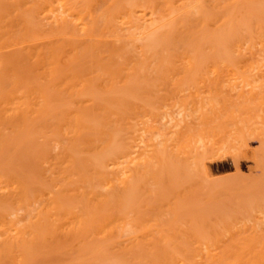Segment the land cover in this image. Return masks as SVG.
Returning <instances> with one entry per match:
<instances>
[{"label": "bare ground", "instance_id": "6f19581e", "mask_svg": "<svg viewBox=\"0 0 264 264\" xmlns=\"http://www.w3.org/2000/svg\"><path fill=\"white\" fill-rule=\"evenodd\" d=\"M36 1L15 23H0V264H36L62 239L86 264L107 251L112 258L115 247L123 264L135 253L138 264H264V62L253 61L264 51L256 49L264 46L261 23L255 42L242 31L252 30L250 12L243 22L234 12L221 16L243 36L223 34L210 30L202 0H183L180 10L172 0L163 9L153 0H113L103 10L94 0ZM237 3V12L249 6ZM148 72L149 106L91 94L97 84L109 94L136 89ZM250 146L255 167L243 159ZM23 147V156L4 161L3 152ZM89 147L99 151L86 155V168L76 153ZM221 157L232 172L215 175L209 163ZM74 195L83 203L75 206ZM215 206L220 221L208 213ZM244 216L255 221L249 231Z\"/></svg>", "mask_w": 264, "mask_h": 264}, {"label": "rangeland", "instance_id": "374dc122", "mask_svg": "<svg viewBox=\"0 0 264 264\" xmlns=\"http://www.w3.org/2000/svg\"><path fill=\"white\" fill-rule=\"evenodd\" d=\"M35 1H36V0H0V23H4V22H5V23H6V22H7V23H15V22L17 21V19L20 18V16H21L22 14H26V13L29 11L30 7H31V8L33 7V6H32V5H33L32 3H33V2L35 3ZM37 1H40V0H37ZM37 1H36V2H37ZM78 1H79V2H80V1H81V2H85L84 0H78ZM88 1H89V0H87V2H88ZM91 1H93V0H91ZM91 1H90V2H91ZM112 1H113V0H94V1L92 2V4L95 3L96 5H95V4H93V5H95V7L98 6V7H97V8H98L97 10H103L104 8H105V9L108 8V7H109L108 5H110V3H111ZM119 1H122V0H119ZM133 1H134V2H137L136 0H133ZM138 1L140 2V0H138ZM150 1H152V0H150ZM153 1H154V4H153V2H152L151 4H153L157 9H159L158 7H161V5L164 6V8H165V5H164L163 3L166 2V1H169V0H153ZM172 1L174 2V3H172V7L174 6V9H176L175 7H177V6H179V7L181 6V7H182V5H183V0H181V1H180V0H172ZM237 1H238V2L240 1V3H241L242 1H243V2H246V3H243V5L249 3V4H248L249 6H246V7H245V9H246L247 11H246L245 9H243V10H245V11H241V12L239 11V12H237V10L233 8V6H235L236 4H238ZM103 2H104L105 4H104ZM139 2H138V3H139ZM146 2L149 3L148 0H146V1L144 0V1H142L141 3H143V4L145 3L144 5H147ZM170 2H171V0H170ZM175 2H177L179 5L176 4ZM179 2H180V3H179ZM202 2L204 3V6H205V8H204V9L206 10L205 12H208V14L210 13L211 15L213 14V15L211 16V20H212V21L214 20V22L216 23V24H215L214 22L210 21V22H211V23H210V26H209L210 30H213V31L216 30V31H217L218 29L222 28L223 26L221 25V24H222L221 21L224 20L223 18H229V15H231V13L233 14V12L235 13V16L239 15V16H237V19H236L237 22H240V21L243 22V19H244L243 12H244V13H246V12L249 13V12H250L251 15H249V14L247 13L248 15H247V17H246L245 19H247V18H249V17L251 16V17H250V25H249V26H250V27L253 26V27H252V30H250V29L247 30V28H246V31H245L244 29H243V30H242V29L238 30L239 27L236 28V27L233 25V26L235 27V28H233L232 24H231L230 26H227V25H224V24H223L224 27H223L221 30H223V34H224V32H225V33L229 32V33H232V34H233V33H234V34H235V33L237 34V32H236L237 30H238V33H239V31L242 30V31H244L243 34L246 32V33H245L246 36H247V35H250V36H247L248 38H249V37L251 38V36H252V34H253V35H254V36H252V38H254L253 41H255V42H260V41H261L262 37L260 36V32H262V30H263L264 28H263V29H259L260 31H258V29H256V26H257V24H260V23H261V25L264 27V0H256V1H255V0H246V1H245V0H202ZM206 2H207V3H206ZM235 2H236V3H235ZM252 2H254V3H252ZM102 3H103V4H102ZM141 3H140V4H141ZM155 3L158 5V7H157V5H156ZM257 3H259V4H257ZM30 4H31V5H30ZM143 4H142V5H143ZM173 4H174V5H173ZM216 4H217V5H216ZM253 4H254V5H253ZM148 5H150V4H148ZM159 5H160V6H159ZM226 5H227V7H226ZM252 5H253V6H252ZM255 5H256V7H255ZM11 6H12V7H11ZM100 6H101V7H100ZM107 6H108V7H107ZM209 6H210V7H209ZM112 7H113V6H112ZM99 8H100V9H99ZM113 8H114V7H113ZM117 8H118V7H117ZM161 8H162V7H161ZM166 8H167V7H166ZM183 8H184V5H183ZM225 8H227V9L229 8L228 11H227ZM18 9H19V10H18ZM114 9H115V8H114ZM162 9H163V8H162ZM177 9H179V8L177 7ZM219 9H220V10H219ZM223 9H225V10H223ZM257 9H258V10H257ZM13 10H16L15 13L13 12ZM179 10H180V9H179ZM181 10H182V8H181ZM183 10H184V9H183ZM221 10H222V11H221ZM17 11H18V14H16ZM229 11H230V12H229ZM219 12H220V13H219ZM228 12H229V13H228ZM256 12H257V13H256ZM259 12H260V14H258ZM19 13H21V14H19ZM223 13H225L226 15L223 14ZM240 13H241V14H240ZM261 13H262V15H261ZM254 14H256V15H254ZM19 15H20V16H19ZM241 15H243V16H241ZM252 15H253V16H252ZM257 15H258V16L260 15V16L258 17ZM3 16H4V17H3ZM221 16L223 17L222 19H220ZM245 16H246V15H245ZM261 16H262V17H261ZM218 17H219V20H218ZM242 17H243V19H242ZM1 18H2V19H1ZM235 18H236V17H235ZM240 19H241V20H240ZM245 19H244V20H245ZM252 19H253V20H252ZM259 19H260V20H259ZM217 20H218V21H217ZM238 20H240V21H238ZM261 20H262V21H261ZM2 21H3V22H2ZM193 21H194L195 23H197V19H196V18H193ZM251 21H252V22H251ZM258 21H259V22H258ZM217 22H218V23H217ZM234 22H235V21H234ZM195 23H194L193 25H195ZM212 23H214V24L212 25ZM219 23H220V24H219ZM253 23H254V24H253ZM233 24H234V23H233ZM251 24H253V25H251ZM220 25H221V26H220ZM236 25H238V24L236 23ZM218 27H219V28H218ZM231 27H232V28H231ZM254 27H255V28H254ZM211 28H213V29H211ZM215 28H216V29H215ZM226 28H228L229 31H228ZM229 28H230V29H229ZM248 28H249V27H248ZM253 28H254V29H253ZM261 28H262V27H261ZM192 29L195 30L196 28L194 27V28H192ZM232 29H236V31H235V30H232ZM225 30H226V31H225ZM230 30H232V31L230 32ZM213 31H212V32H213ZM234 31H235V32H234ZM242 31L239 33L240 36H241V35L243 36V34H241ZM247 31H248L250 34H247V33H248ZM263 31H264V30H263ZM218 32H219V30H218ZM215 33H217V32H215ZM220 33H221V32H220ZM217 34H219V33H217ZM236 34H235V35H236ZM222 36H224V35H222V33H221V34H220V37H221L220 40L222 39ZM225 37H226V36H224L223 39H222L221 41H223V40L225 41ZM235 38H236V36H235ZM237 38H238V35H237ZM237 38H236V39H237ZM258 40H259V41H258ZM263 40H264V37H263ZM224 41H223V43H224ZM258 45H259V44H258ZM258 45H257V46H258ZM257 46H256V49H258V48L261 49L262 47H264L263 45H259V47H257ZM261 46H262V47H261ZM261 50H262V49H261ZM261 50H257V51H256V52L260 51V53H257V54H256V57H257V58H256V57H255L254 59L252 58L253 61L256 59V60L254 61V62H256V63L264 62V56H263L264 51H263V50L261 51ZM261 52H262V53H261ZM22 53L25 54V51H24V52L22 51ZM259 55H260V56H259ZM202 56H203V55H202ZM226 56H227L229 59H232V57H231L230 55H229V56L226 55ZM204 57H205V55H204ZM202 58H203V57H201V59H202ZM204 59H205V58H204ZM252 59H251V60H252ZM251 60H250V61H251ZM257 60H258V61H257ZM24 63L26 64V62H24ZM256 63H255V64H256ZM26 66H28V64H27ZM29 66H31V65L29 64ZM32 69H33V67L31 68V70H32ZM28 70H30V68H29ZM31 70H30V71H31ZM31 72H32V71H31ZM33 72H34V73H32V74H35L37 71H33ZM29 73H30V72H27V75H31V74H29ZM224 73H225L226 75H228V76L231 78V76H230L231 73H229L228 70H225ZM36 74H37V73H36ZM150 74H151V75H150ZM229 74H230V75H229ZM149 75H150V78H151V79L149 78ZM35 76H36V75H35ZM228 76H226V78H228ZM31 77H33V75H32ZM36 77H37V76H36ZM36 77H35V78H36ZM142 77H144V79H143ZM142 77H141L142 80H139V81H141V82L139 83V85H140L141 87L139 86V87H140V88L138 87L139 89L136 87V89H138L139 91L136 90V89L133 87V89L136 90V91H135L136 93H137V91H138L137 94L133 92L134 90L132 89V87H131V89H132L133 91L130 90L129 87H121V86H120V87L117 86V90H115L116 93H117V92L120 93L119 95L116 94V93H114V94H113V93H110V94H109V93L106 92V90H105V89L102 87V85H100V84H99V85L97 84L96 87H92V86H91L90 88H91L93 91H91L90 88H89V90L92 92L91 94L94 95L93 97H94L95 99H96L97 96H98L97 98H99V95H101L100 99H104L105 101H110L112 98L114 99L116 96H118L119 98L122 97V100H124V101H122V102H124V104L127 103V102L129 101L128 103H131L130 105L134 104L133 107H135V108H136V107L138 108V106L141 105V104H140V101H141V102L145 101L146 105L149 106L148 104L151 105L152 103H150V102H153L154 99H155V98L152 97V96H153L152 94L154 93L153 91H154V89H155L154 86H153V87L151 86V85H153V81H152V83L149 82V81H151V80H154V75H153V73H149V72H148V74L145 73V75L142 76ZM38 78H39V77H38ZM141 78H140V79H141ZM148 78H149V80L146 81L145 79H148ZM124 79H125V78H124ZM33 80H34L35 82H37V83H38V81H39V79H38V80H35L34 78H33ZM41 81H42V80H41ZM139 81H138V82H139ZM143 81H144L145 84H147V85H145ZM39 82H40V81H39ZM142 82H143V83H142ZM146 82H147V83H146ZM155 82H156V81H155ZM149 83H150V84H149ZM142 85H143V86H142ZM123 86H124V85H123ZM136 86H138V85H136ZM145 86H146V87H145ZM147 86L149 87L148 89H147ZM118 87L121 88V89H124V90L127 89L126 94L123 93V95H126V97L123 96V95H121V94H122V92H121L122 90L119 89ZM101 88H102V90H101ZM141 88H142V89H141ZM144 88H145V89H144ZM152 88H153V89H152ZM118 89H119V90H118ZM128 89L130 90L131 94H132V92H133V95L135 94V95L137 96L136 98H137L138 102H137L136 99H134L135 101H134V100H131V98L133 99V95H131L130 93H129V95L127 94V92H129ZM151 89H152V90H151ZM120 90H121V91H120ZM90 91H89L88 93H90ZM99 91H101V92H99ZM115 91H113V92H115ZM93 92H94V93H93ZM124 92H125V91H124ZM152 92H153V93H152ZM156 92H157V89H156ZM148 93H149V94H148ZM151 93H152V94H151ZM56 94L58 95L57 92H56ZM95 94H96L97 96H96ZM108 94H109V95H108ZM184 94H185V93H184ZM184 94H182L181 96H180V95L177 96V97H179V98L174 97V98H173V101H175L176 99H177L176 101H178V99H179V100H181V99H186V96H187V98H188V91H187V93L185 94L186 96H185ZM57 95H56V96H57ZM115 95H116V96H115ZM127 95L130 96V97H128ZM135 95H134V98H135ZM143 95H144V96H143ZM146 95H147V96H146ZM150 95H151V96H150ZM154 95H155V94H154ZM61 96H62V95H61ZM58 97H59V95H58ZM58 97H56V98H58ZM118 97H116V98H118ZM149 97H150V98H149ZM151 97H152V100H151ZM155 97H156V95H155ZM180 97H181V98H180ZM56 98L53 97V99H55V102H57V100L60 101V99H61V97H60L59 99H57V100H56ZM63 98H64V96L62 97V99H63ZM139 98H140L141 100H140ZM175 98H176V99H175ZM113 99H112V100H113ZM127 99H128V101H127ZM142 99H144V100H142ZM149 99H150V100H149ZM174 99H175V100H174ZM65 100L67 101V99H65ZM112 100H111V101H112ZM139 100H140V101H139ZM148 100H149V101H148ZM59 101H58V102H59ZM114 101H115V100H114ZM125 101H127V102H125ZM58 102H57V103H58ZM133 102H135V103H133ZM143 104H144V103H143ZM58 108H59V107H58ZM60 108H62V107H60ZM137 108H136V109H137ZM131 110H132V109H131ZM131 110H130V111H131ZM94 112H95V111H94ZM94 112H93L92 110H90V111L88 110V111H87L88 116L90 115V117H92L91 115H93ZM131 112H133V111H131ZM95 114H96V112L94 113V115H95ZM128 115H129V114H128ZM163 123H164V122H163ZM163 123H162V124H163ZM159 124H161V123H159ZM162 124L159 125V127H160V126L162 127L163 125H164V127H167L166 124H163V125H162ZM165 125H166V126H165ZM161 127H160V128H161ZM162 128H163V127H162ZM162 128H161V130L164 131L165 128H164V129H162ZM168 128H169V127H168ZM166 129H167V128H166ZM129 134H130V133H129ZM127 136L130 137L131 134H130V135H127ZM59 137H61V136H59ZM149 137H150V136H149ZM149 137H147V139H146L147 142L150 141V138H151V137H150V138H149ZM61 139L64 140L63 143L66 142L65 139H64V137H61ZM39 141H42V139L40 138V140H38L37 143H39ZM52 142H53V141L50 142V143L52 144V146H51L50 143L48 144L50 150L52 151L51 153H53V154H58V153L60 152V151H59L60 149H59L58 146H56V144H55L54 142H53V143H54L55 145H54ZM48 146H47V147H48ZM57 147H58V148H57ZM91 147H92V146H91ZM91 147L86 148V149H89V150H90V151H87V152H86V150H84V149H80L79 151H77V152H80V153H76V154H77V156H79L78 158L80 159L81 162H82V161H85V158H88V159H89V156L86 157V155H90V156L92 157V156H94L95 154H97L96 152L99 151V149L91 148ZM93 147H94V146H93ZM11 149H12V148H11ZM15 149H17V148H13L12 150H9V149H8L9 152H8V151H7V152H3V153L5 154V157H6V156L8 157V158L6 157L7 159H6L5 157H3V159H5V160H4L5 162H9V161H8L9 158H10L9 160H11V159L13 160L12 157H15V155H18V156H19V155H22V154H21L22 152H26L27 150H29L28 147H27V148H26V147H25V148L23 147L22 149H17V150H15ZM26 149H27V150H26ZM91 149H92V150L94 149V150L92 151ZM252 149H253L252 146H250V147H246V148L243 149V152H244V153H243V157H244L243 159H245V158L249 159L247 162L250 163V166H251V167H252L251 164L253 163V167H255V164H256V163H255V159H254L255 154H254V150H252ZM13 150H14V151H13ZM18 150H19V151H18ZM54 150H55V151H54ZM97 150H98V151H97ZM11 152H12V153H11ZM13 152H14L15 154H14ZM54 152H55V153H54ZM83 152H84V153H83ZM88 152H89V154H88ZM26 153H27V152H26ZM82 153L85 154V155H83V156H84L83 160H81L82 157H80L81 155H79V154H82ZM10 154H11V155H10ZM3 156H4V155H3ZM11 156H12V157H11ZM22 156H23V155H22ZM22 156H21V157H22ZM96 156H97V155H96ZM96 156H94V157H96ZM26 157H27V154L24 156V158H26ZM22 158H23V157H22ZM6 160H7V161H6ZM218 160H219V161H218ZM223 160H224V161H223ZM225 160H226V157H225V158L221 157L220 159H217V160L211 161V163H209L210 167H211L212 169L215 170V171H214V172H216V173H214L215 175H216V174H222V172H220V171H223V174H224V173H229V171L232 170V168H231V166H230V164H229L228 159H227L226 161H225ZM86 161H87V160H86ZM86 161H85V162H86ZM81 162H79V163L81 164ZM85 162H83V163L86 164V168H87V162H86V163H85ZM83 163H82V164H83ZM249 163H245V164H243V165H240L238 171H236V173L233 172V174H231V176H232L231 179H234V182H238V181L241 179L242 174L246 171V169H247L246 167L249 165ZM254 163H255V164H254ZM226 165H227V166H226ZM30 166H31V165H30ZM80 166H81V165H80ZM83 166H84V165H83ZM31 167H32V166H31ZM31 167H30V170L32 169ZM63 167H64V166H63ZM63 167L61 166L62 170H63ZM83 168H84V167H83ZM86 168H85V169H86ZM217 169H218V170H217ZM226 170H227V171H226ZM228 170H229V171H228ZM231 172H232V171H231ZM263 172H264V171H263ZM263 172H261V174H262ZM40 173H41V172H40ZM75 177H76V176H75ZM75 187H76V189H75L76 191L73 190V188H75ZM71 189H72L71 191L74 192L75 195H78V194H76V193H80V192H81V191H80V192L77 191V189H78V188H77V183H74V184L71 186ZM95 189H96V191H97V194H103V193H101L102 191H101V189H99V187H97V188H95ZM78 190H79V189H78ZM81 190H82V189H81ZM100 191H101V192H100ZM72 192H70V193H72ZM71 195H73V194H71ZM75 195L72 197V198H73V201H72V202H73V204H75V201H77V202H76L77 205L75 204V206H78L79 203H83V202H82L83 200H82V198H81V195H79V196H75ZM200 196H201V195H200ZM200 196H199V197H200ZM74 199H75V200H74ZM76 199H78V200H76ZM78 202H79V203H78ZM80 205L82 206V204H80ZM218 207H219V206H218ZM218 207H217V208H216V206L213 207V210H212V208H211V210H210L208 213H209V214H213V212H214V214H218L217 217H218L219 215H222L221 212H222L223 209H221V211H219L220 208H222V207H219V209H218ZM129 208H130V207H129ZM129 208H128V209H129ZM142 208H143V207H142ZM196 208H197V206H196ZM214 208H216L217 210L215 209V210H216V211H215ZM132 209H133V208H132ZM197 209H198V208H197ZM197 209H196V210H197ZM211 211H212V212H211ZM130 214H131V213H130ZM241 218H242V217H241ZM244 218H246V217L244 216ZM244 218H243L242 220H245V222H240V223H243V224H244V223L247 222V224H245L244 226L247 227V225H248L249 229L251 230V229H252L251 227H252V225L255 223V221H254V220H253V221H252V220H249V218H246V219H244ZM221 219H222V216H219V221H220ZM246 220H248V221H246ZM240 221H241V219H240ZM249 221H250V222H249ZM253 222H254V223H253ZM249 223H250V224L252 223V224H251V227H250V224H249ZM243 224H241V226H240V224H239V226L242 227ZM248 227H247V229H248ZM242 228H243V227H242ZM242 228H241V229H242ZM249 229H248V231H249ZM242 230H243V229H242ZM242 230H241V231H242ZM248 231H247V232H248ZM60 233H61V232H60ZM60 233H59L58 236H59V237L62 236V237H60V238H65V234L61 235L62 233H61V234H60ZM236 234H237V233L235 232L233 237H235L236 239H238V236H239V235L237 234V237H236V236H235ZM262 235H263V234H262ZM239 237H240V236H239ZM262 237H264V235H263ZM57 238H58V237H57ZM263 239H264V238H263ZM58 240H59V239H58ZM62 240H64V239H62ZM62 240H61V241H58L57 245H58L59 247H58V248L56 247L57 249L55 248V249L58 250V251L54 250V252H50V253H49L47 250H45V249H44V251H40L39 254L41 253V254H42V257H40V259H39V256H41V254H40L39 256L37 255V256H38L37 259H39V260H37L38 263H36V264H86V262H83L84 259L81 258V257H83V256H81L82 254H81V255H78L77 253L75 254V249H74L73 247H72V248H73L74 251L71 250L70 245H69L70 243H67V242H69V241H68L69 239H68V240L65 239L67 242L62 241ZM234 240H235V239H234ZM238 240H240V238H239ZM70 241H71V240H70ZM64 242H65V243H64ZM71 243H72V242H71ZM66 244H67V245H66ZM114 244H115V243H114ZM60 245H62V247H61ZM71 245H72V244H71ZM73 245H74V243H73ZM108 245H109V244H108ZM116 245L119 246L118 244H115L114 246L111 245V246H112V247H115ZM64 246H65V248H64ZM66 247H67V248H66ZM107 247L109 248L110 246H107ZM121 247L124 248V246H122V245H121ZM60 248H61V249H60ZM110 248H111V247H110ZM110 248H109V249H110ZM65 249H66V250H65ZM69 249H70L71 251H70ZM117 249H119V248H118V247H115V248L112 249V251L110 250V254H113V257H112V258L109 257V251H107V252H108V253H107L108 256H106V254H105L106 257H103V256H104V255H103L104 253H103V254H102L103 256L101 255V256L99 257V258H102L103 260H100V259L98 258L97 261H98L99 263H98L97 261H96V262H97L98 264H107L108 261L111 262L112 260L115 259L114 262H113L114 264H119V262H120V263L122 262L121 264H123V259H125V257L122 258L123 255L121 256V253H120V251H119V250H121V248H120L119 250H117ZM116 250H117V251H116ZM235 250H237V249L235 248ZM61 251H62V252H61ZM65 251H66V252H65ZM69 251H70V252H69ZM115 251H116V253H117V255H118L117 258H116V256H115V254H116ZM57 252H58V253H57ZM53 253H54V254H53ZM67 253H68V254H67ZM118 253H120V254H118ZM238 253L240 254L239 251H238ZM48 254H50V255H48ZM69 254H70V255H69ZM72 254H75L77 258L75 257V255H72ZM123 254H124V253H123ZM249 254L253 255L252 253H248V255H249ZM126 255H127V254H126ZM132 255H133V254H132ZM137 255H139V254H137ZM137 255H136V253H135V255H133V256L136 257ZM248 255H247V256H248ZM120 256H121L122 259H120ZM124 256H125V255H124ZM128 256H130V254H129ZM133 256H132V257H129V258L127 257L129 260H128L127 258H126V259H127L130 263H129L128 261H127L128 263H126V261L124 260V261H125L124 264H135L136 262H137L136 264H138L139 262H142V261L137 260L138 258H135V257H133ZM235 256H236V255H234V257H235ZM247 256H246V259H248ZM45 257H46V258H45ZM108 257H109L110 259H109ZM249 257L252 258V256H249ZM104 258H105V259H104ZM135 259H136V260H135ZM139 259H141V258H139ZM244 259H245V258H244ZM35 260H36V259H35ZM35 260H33V264H35V262H36ZM99 260H100L101 262H100ZM116 260H118V261H116ZM141 260H142V259H141ZM34 261H35V262H34ZM62 261H63V262H62ZM72 261H73V263H72ZM84 261H85V260H84ZM102 261H104V262H102ZM143 261H145V260H143ZM69 262H70V263H69ZM106 262H107V263H106ZM110 262H109V263H110ZM262 262H263V261H262Z\"/></svg>", "mask_w": 264, "mask_h": 264}]
</instances>
